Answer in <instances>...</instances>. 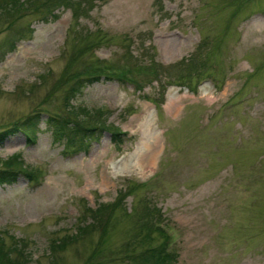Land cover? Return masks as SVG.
Listing matches in <instances>:
<instances>
[{"label":"rangeland","instance_id":"1","mask_svg":"<svg viewBox=\"0 0 264 264\" xmlns=\"http://www.w3.org/2000/svg\"><path fill=\"white\" fill-rule=\"evenodd\" d=\"M41 1L0 9V131L20 129L0 140V159L18 154L38 174L0 184L6 248L27 264H127L155 207L173 264H264V0H85L79 19V0L52 17ZM90 37L99 44L80 55ZM190 62L200 77H181ZM94 69L98 79L72 93ZM84 109L104 110L96 124L118 129L116 140L96 130L68 155L47 119L81 122ZM31 124L33 140L21 131ZM154 135L155 161L141 167ZM124 191L104 233L52 250Z\"/></svg>","mask_w":264,"mask_h":264},{"label":"trees","instance_id":"2","mask_svg":"<svg viewBox=\"0 0 264 264\" xmlns=\"http://www.w3.org/2000/svg\"><path fill=\"white\" fill-rule=\"evenodd\" d=\"M33 1H35L36 3L39 0H0V9L8 14H11L12 12H16L17 10L24 8V6L29 5ZM68 1L69 0H42L37 4V9L41 3L42 6H45V13L52 17L55 16V11L58 10L59 6L72 5ZM84 2L85 0H79L74 7V16L76 19H79L80 17L78 11L83 8L82 3ZM87 14L88 12H83L82 16H85ZM77 21L78 20H76V22ZM98 44L99 40L93 37H90V39L88 40L86 38L85 42L82 43V45H80L76 51L80 55H82L85 52L84 50H86V48L94 51L96 49L94 47H96ZM190 64L192 66L188 67V71L184 70L185 73L182 72L181 77H185L186 79H188V77H190L193 73V70L197 72L200 77V75L203 74V70L199 71V67L194 62H190ZM190 68H192V70ZM97 73V70L94 69L91 72L87 73V75L85 76V79L88 80H76V85L71 87L70 91L72 93H76L82 86H84L85 81L97 80L99 77V74ZM121 75H124V73H121ZM153 77V80H160L156 72ZM73 96H71L70 98H72ZM104 113V110L101 109L95 110L93 111V113L85 110L86 117L85 119L80 120L81 122L72 120L68 117L66 119L57 120L51 118V116L47 119V121L53 128L52 132L54 133V136L60 143H62L63 151L65 153H69L68 155H71L86 150L89 144V140L91 139V137H94L93 133L96 130H98L99 132L105 129L110 130L112 135L114 136V139L116 140L118 129L112 130L109 125L98 126L96 124V122L99 123V121H101V117L104 116ZM29 118L31 117H28L27 119ZM14 131H20L18 126L14 125L10 128L1 130L0 140L4 139L6 135H9ZM21 131L25 133L26 137L29 140L34 139V125L31 124L25 129L21 128ZM21 174L26 175L33 181L37 180L36 178L38 174L32 170L27 169L18 154H14L5 160L0 159V184L13 183ZM128 194H130V191L120 192L119 198L116 202L100 204L96 209L89 208L93 213H91V221L87 224L82 222L80 225H78L73 234L65 236L61 238V240L53 239V242L51 243L52 250L63 248L67 243L73 241L80 235L86 234L90 229H101L100 231H103L104 233L106 231V216L119 204L120 198L122 197L121 199H124V197H126ZM154 212H156L157 214V212H159V209H155V207L144 208V214L141 217V219L143 220L138 228V231L134 233V236L139 237L135 242V246L139 247V251L131 253L129 252L127 255L125 254L127 258V264H172L176 261L177 253L171 250L168 245L170 236L165 233L164 229L161 228L156 219H154ZM153 232H157L158 234L163 236L165 240L157 245H154V236H152ZM10 250L17 251V257L15 259H12L10 257ZM94 254L95 252H92L90 254V257H88V260H91V258L94 257ZM0 264H27V255L23 252L22 249L18 248L17 246H14L12 249L6 248L3 238L0 236Z\"/></svg>","mask_w":264,"mask_h":264},{"label":"bare ground","instance_id":"3","mask_svg":"<svg viewBox=\"0 0 264 264\" xmlns=\"http://www.w3.org/2000/svg\"><path fill=\"white\" fill-rule=\"evenodd\" d=\"M153 139H147L143 141L141 146V153L136 158V164L141 167H147L152 165L155 161L157 154V138L152 136Z\"/></svg>","mask_w":264,"mask_h":264}]
</instances>
